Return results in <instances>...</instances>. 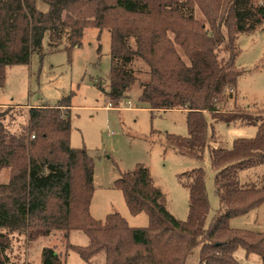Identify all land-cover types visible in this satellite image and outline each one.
Instances as JSON below:
<instances>
[{
  "label": "trees",
  "instance_id": "1",
  "mask_svg": "<svg viewBox=\"0 0 264 264\" xmlns=\"http://www.w3.org/2000/svg\"><path fill=\"white\" fill-rule=\"evenodd\" d=\"M38 1L0 0V85L5 68L29 63L46 36L49 47L58 49L63 41L79 46L86 27L109 29V86L106 91L98 86L111 105L117 106L138 84L139 100L149 108L186 109L189 134L169 136V144L199 159L210 137L205 115L219 116L220 103L228 89L236 90L241 74L237 35L264 25V0H41L46 10ZM136 60L148 68H135ZM70 107L69 98L31 106L28 125L19 133L8 129L3 121L7 112L0 111V170H12L9 181L0 183V264H17L7 253L11 231H24L29 240L62 231L68 239L73 229L90 238L87 246L68 244L86 261L104 252L105 264H186L196 246L198 264H241L235 255L239 248L264 261V232L230 226L232 217L264 202V186H241L238 178L241 170L264 162L263 114L254 119V138L212 152L221 206L208 226L210 203L201 167L188 174L186 220L168 210L146 167L122 173L116 185L130 211L145 210L150 217L149 226L136 228L117 212L104 221L92 217L94 162L85 149L70 145ZM219 117L230 122L236 114ZM41 264L63 262L55 249L46 247Z\"/></svg>",
  "mask_w": 264,
  "mask_h": 264
},
{
  "label": "rangeland",
  "instance_id": "2",
  "mask_svg": "<svg viewBox=\"0 0 264 264\" xmlns=\"http://www.w3.org/2000/svg\"><path fill=\"white\" fill-rule=\"evenodd\" d=\"M38 2L39 7L47 9L41 0ZM197 17H203L200 10H197ZM130 41L135 45V39ZM236 42L239 47L236 63L242 69L237 91L229 92L228 89L227 98L219 106V116L236 114V117L227 122L217 114L206 113L210 137L200 159L182 154L169 144V136L184 138L189 134L186 109L149 108L139 100L141 89L138 84L133 85L117 106L107 107L110 102L105 91L113 64L109 29L86 27L79 46H70L63 41L58 49L49 47L46 36L41 52H34L29 63L8 65L4 83L0 85V111L7 112L3 121L11 132L19 133L28 125L31 106L54 105L60 99L69 98L70 145L85 149L94 162L90 203L94 219L104 221L108 214L117 212L131 227L149 226V214L145 210L133 214L123 190L116 185L122 173L143 165L155 185L163 191L168 210L176 218L186 220L189 216L188 174L201 167L205 172L210 203L208 226L221 206L212 152L218 148L231 149L237 139L254 138L258 131L254 119L264 115V25L253 32L239 33ZM177 49L183 55L180 46ZM132 65L141 70L148 68L142 60H136ZM98 84H102L105 91ZM66 111L64 107L62 112ZM11 175L10 167L2 168L0 183H7ZM238 178L241 186H264V162L241 170ZM230 226L264 232V202L232 217ZM8 235L11 245L7 253L17 264H41L46 247L55 249L63 264H105L104 252L86 261L68 247L69 243L77 246L90 243L88 234L81 229L71 230L68 239L62 231L32 240L21 230L11 231ZM235 255L241 264H264L259 254L247 256L243 248ZM199 259L200 246H196L186 264H198Z\"/></svg>",
  "mask_w": 264,
  "mask_h": 264
},
{
  "label": "built area",
  "instance_id": "3",
  "mask_svg": "<svg viewBox=\"0 0 264 264\" xmlns=\"http://www.w3.org/2000/svg\"><path fill=\"white\" fill-rule=\"evenodd\" d=\"M231 91H232V89L229 90V92H231ZM107 107H112L111 103H109Z\"/></svg>",
  "mask_w": 264,
  "mask_h": 264
},
{
  "label": "crops",
  "instance_id": "4",
  "mask_svg": "<svg viewBox=\"0 0 264 264\" xmlns=\"http://www.w3.org/2000/svg\"><path fill=\"white\" fill-rule=\"evenodd\" d=\"M237 91V90H236Z\"/></svg>",
  "mask_w": 264,
  "mask_h": 264
}]
</instances>
